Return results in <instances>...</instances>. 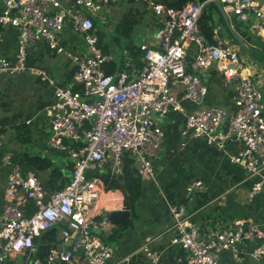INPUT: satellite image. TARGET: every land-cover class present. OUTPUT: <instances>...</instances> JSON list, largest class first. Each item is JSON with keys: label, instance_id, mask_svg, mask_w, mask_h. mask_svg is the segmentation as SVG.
Instances as JSON below:
<instances>
[{"label": "built area", "instance_id": "built-area-1", "mask_svg": "<svg viewBox=\"0 0 264 264\" xmlns=\"http://www.w3.org/2000/svg\"><path fill=\"white\" fill-rule=\"evenodd\" d=\"M1 1L0 26L16 29L17 39L14 53L0 56V75L28 70L53 86V98L44 109L50 144L66 151L73 164L68 183L49 192L35 173L12 161L13 153L6 149L0 131V163L10 169L0 212V264L124 263L126 257L112 261L113 251L103 240L111 221L96 206L103 189L95 173L109 171L121 176L124 154H128L140 177L152 176L153 159L165 137L155 116L164 117L171 111L183 115L181 136L203 139L244 169L251 179L250 200L262 191V93L256 74L245 73V62L236 45L221 40L209 43L199 32L203 7L212 0L188 1L179 9L152 0H135L145 2L159 17L158 26L149 39L143 37L138 43L141 66L127 69L131 55L125 49V68L113 73L105 71L113 56L100 47L94 20L100 18L105 23L102 9L127 0ZM218 1L236 20L249 24L250 31L264 33V2ZM37 44L66 56L74 68L68 84L57 85L45 69L27 65L30 50ZM193 48L196 52L191 57ZM212 66L224 84L233 87L231 110L209 105L187 111L183 101L198 103L206 93L198 72ZM230 142L239 146L235 153L227 150ZM205 190L201 180H193L186 187L192 197ZM171 214V243L184 251L177 258L181 264H219L221 251L235 249L241 256L264 257V218L261 222L231 220L201 236L197 221L191 220L184 205L172 206ZM51 228H56L58 240L40 255V241L35 239ZM247 244L252 245L248 250ZM139 251L146 264H160L161 256L150 241Z\"/></svg>", "mask_w": 264, "mask_h": 264}, {"label": "crops", "instance_id": "crops-1", "mask_svg": "<svg viewBox=\"0 0 264 264\" xmlns=\"http://www.w3.org/2000/svg\"><path fill=\"white\" fill-rule=\"evenodd\" d=\"M260 1L264 2V0ZM209 2L213 1H207L205 4ZM222 7L227 14L232 29L242 37L234 28L235 17L223 5ZM1 8L2 1L0 0ZM216 8L217 11L213 12V19L217 25L213 31V38L216 43L221 40L233 44L229 38L226 40L221 39L223 33L226 30H230L220 10L217 6ZM220 17L224 21L225 27L218 22ZM148 22H150V28H153V30L158 26L155 19H150ZM143 33L145 32L141 31L137 38L140 40L143 37L149 39V35L145 36ZM215 35H217V39ZM263 36L264 33L257 34L250 31L251 38L259 37L264 41ZM242 38L247 41L251 39ZM16 39V29L0 26V56H10L14 53ZM70 40L72 41V39ZM67 44L70 45L68 42ZM234 45L237 46L238 52L245 62V73H256V69H251L250 66L252 65L255 68L258 66L262 69L258 71L261 79L256 76L258 78L256 82L258 81L264 105V65H257L249 57L245 45L241 43ZM111 47L112 59H115L117 58L115 54L116 46L114 47L113 45ZM240 47H242V51H240ZM259 51L256 50L253 54L259 55ZM54 55H56L55 52L48 50L42 44H37L30 50V58L36 59V63L33 66L45 69L49 77L58 85L69 66L66 65L67 59L64 55L65 59L63 58L55 73L51 74L45 63L46 58L48 59ZM119 57L123 60V68H125L123 53ZM247 58L253 61L248 60L250 61L249 65H247ZM129 63L131 64L127 68L129 71H131V68H138L141 66V57L135 59L131 56ZM198 73L206 86V93L198 103L188 100L183 101L184 108L187 111H194L202 106L212 105L227 111L231 110L233 87L224 84L216 67L212 66L208 70L199 71ZM16 77V79L10 80V76L0 75V90L31 91L33 96H35V98L26 97L27 101L24 109L27 111L25 115H29L26 122L31 129V141L28 145L22 146L13 138V132L8 128L11 130L8 134V140L5 133H2L6 149L12 151L13 149L26 148L28 151L37 154L42 151L44 156H49L53 160L57 158L56 162L58 163L71 159L66 151L62 153L61 150L50 144V127L44 109L53 98V86L48 82V84L43 83L46 81L40 80L38 76L28 70ZM7 79L9 80L6 81ZM155 120L163 128L165 137L158 156L153 159V175L141 177V195L136 204L137 214L134 216L131 213L126 227L117 228L111 222V227L103 235L104 242L113 251V262L126 257L127 260L122 264H146L144 255L139 251V248L143 243L150 241L152 249L156 250L161 256L160 264H181L177 261V258L182 256V249L180 246L171 243L173 236V232L170 229L173 222L171 207L176 204L184 205L191 220L197 221L201 236H206L210 230L219 229L231 220H235V218L254 222H261L264 218V187L260 193L250 200L247 193L250 189L251 179H247L246 172L242 167L230 162L224 153L207 146L203 139L181 136L180 131L183 126L182 113L171 111L164 117L155 116ZM238 147L237 143L230 142L227 145V150L229 153H235ZM59 156H64V158L59 160ZM9 170V168L0 163V212L5 201V180ZM29 171L35 173L34 170ZM44 176L45 173H41L40 177H38L40 181ZM193 180L203 181L206 187L204 193L195 197L190 196L186 191L187 185ZM99 187L103 189L96 205L99 210L108 215L111 210L124 208V197L121 190L106 191L102 182L99 183ZM235 188L242 189L246 199L251 203L247 210L238 209V203L235 200V196H238L235 193ZM108 195H111V197H107ZM56 233V239L58 240V232ZM251 246V244H247L246 249L248 250ZM220 261V264H264V257L254 258L249 254L241 256L237 254L235 249L221 251ZM5 264L11 263L7 262Z\"/></svg>", "mask_w": 264, "mask_h": 264}, {"label": "trees", "instance_id": "trees-1", "mask_svg": "<svg viewBox=\"0 0 264 264\" xmlns=\"http://www.w3.org/2000/svg\"><path fill=\"white\" fill-rule=\"evenodd\" d=\"M135 0H127L125 2H132ZM155 3H161L166 7H171L175 9L182 8L188 1L195 0H152ZM204 1V0H199ZM124 2V1H121ZM143 3L144 6H147L145 2L136 1ZM148 8V7H147ZM146 8V13L148 18L155 19L158 23L159 17L154 15L149 9ZM217 11L216 5L213 2H209L205 4L203 7L201 16L198 21L199 32L207 39L209 43H216V40L213 38V31L215 26L217 25L213 19V12ZM142 21V16L139 14L137 10H134L132 7L126 9L120 16V19L114 26V32L116 33L110 41L106 42L103 46V40L108 37L106 31L102 28V24L98 21L94 20V27L96 29V33L99 39L100 47L104 52H111L113 44L116 46L119 45L120 38L125 37L124 49L129 50L130 55L138 59L141 57L142 52L139 49V41L140 39L135 37V33L133 30L139 26ZM225 27V23L220 17L219 21ZM234 28L235 30L244 38L250 39V30L249 24L240 22L234 19ZM100 27V28H99ZM100 29V30H99ZM227 36L230 39V42L233 44H239L238 41L233 37L230 31H227ZM108 43V44H107ZM48 49V48H47ZM49 50V49H48ZM51 51V50H50ZM258 54L263 55V52H258ZM117 58L112 59L107 66L105 67V71L107 73L116 72L119 69H122L123 60L116 56ZM253 57L264 61L263 57L253 54ZM36 63V59L30 58V53L27 60L28 66H33ZM69 66V63L66 64ZM74 73L73 67H68L63 77L60 79L58 85L63 86L70 82ZM40 79V77H38ZM41 80V79H40ZM78 89V87H75ZM50 103V102H49ZM48 103V104H49ZM20 114H12L9 117L0 118V131L5 133V131L10 128L13 129V138L18 141L22 146H26L31 141V129L29 124H27L26 120L29 115L23 116V119L19 120L18 117ZM13 157L12 161L19 165L24 171L34 170L35 174L40 177L41 173H45L44 178L41 180L44 188L52 192L54 190L60 189L65 186L69 179L70 173L72 171V160L67 159L66 162H56L49 156H44L37 153H32L28 151L26 148L13 149ZM1 158V151H0ZM98 175L102 182L104 190H115L119 189L123 193V205L126 209H128L134 216L137 214L136 204L141 195V177L137 174L136 167L134 165V161L132 158L128 156V154H124L123 158V174L121 176H114L108 172L102 173ZM56 228H51L41 234L39 237H36L35 241H40V255H43L45 250L49 248V246L55 242L56 240ZM182 255L184 251L182 250ZM221 261L219 262V264Z\"/></svg>", "mask_w": 264, "mask_h": 264}, {"label": "rangeland", "instance_id": "rangeland-1", "mask_svg": "<svg viewBox=\"0 0 264 264\" xmlns=\"http://www.w3.org/2000/svg\"><path fill=\"white\" fill-rule=\"evenodd\" d=\"M130 7H132L134 10H137L139 12V14L142 16L141 23L139 24V26L137 28H135L133 30V32L135 33V37L137 38L138 34L141 31L145 32V33H143L145 36L150 35L153 32V28H150V24H149L150 22H148V20H150V18H148L147 13H146L147 6H144L143 3L132 1V2H118L115 4H109V5H106L102 9V12H101V15L106 17V22L103 23L100 18L95 19L96 21H98L99 23L102 24L101 25L102 28L106 31V33L108 35V37H106L103 40V46L107 41L109 42L110 39L116 35V33L114 32V26L118 22V20L120 19L121 14L126 9H128ZM76 38L79 42L81 41L80 36H78V37L76 36ZM120 39L121 40L119 42V45L116 46L115 44H113L114 47L116 46L115 54L117 56H120V54L123 53L122 51L124 49L125 37H121ZM221 39L222 40L228 39L227 32L223 33ZM195 52H196L195 49H192L190 51V56L193 57ZM63 58L65 59L64 54H62V53L61 54L56 53V55H54L53 57H50L48 59L46 58L45 64H47V67H48L51 74L55 73V71L58 69V67L62 63ZM248 60L251 61V59L247 58V60H246L247 65H249V63H250V61H248ZM251 62H253V61H251ZM255 66H257V65H255ZM250 67H251V69H256V73L255 72L254 73L256 74V76L258 78H260V76H259L260 72H258V71L262 70V69L258 66H257V68H255V67H253V65ZM23 72H25V71H23ZM20 73H22V72H20ZM20 73H17L13 76H10V80L16 79L17 78L16 76L19 75ZM8 80L9 79H7L6 81H8ZM43 83H47V82H43ZM22 89H24V88L22 87ZM27 96L35 98V96H33L31 91L27 92V91L20 90L18 92V91H14V90L13 91L0 90V117H4V116L8 117L14 113L15 114L21 113V116L18 117V119L19 120L23 119V116H25V114L27 112L26 110H24L25 104L27 101V98H26ZM11 130L7 129L5 131V136H6L7 140H8V134L10 133V131L13 132V129H11ZM40 152H41L40 154L42 155L43 152L42 151H40ZM61 152L65 153L63 151H61ZM58 158H59V160H62L64 158V156H59ZM54 161H57V158H55ZM235 193L238 196V197L235 196V200L238 203V209L247 210L248 206L251 203H249V201L246 199V197L244 195V191L240 188L239 189L235 188ZM244 205H247V206H244Z\"/></svg>", "mask_w": 264, "mask_h": 264}, {"label": "water", "instance_id": "water-1", "mask_svg": "<svg viewBox=\"0 0 264 264\" xmlns=\"http://www.w3.org/2000/svg\"><path fill=\"white\" fill-rule=\"evenodd\" d=\"M214 2V4L218 7V9L220 10L223 19L228 27V29L230 30L231 34L233 35V37L242 45H245L247 47L248 53H249V57L257 64V65H264V61H260L256 58L253 57V53L256 50H260L262 52H264V41H262L261 38L259 37H254L251 38L249 41L243 39L242 37H240L237 33H235V31L232 29L227 14L225 13L222 4L218 1V0H212ZM240 51H242V47H240ZM130 215L131 212L124 208L121 209H117V210H111L108 212V217L109 220L117 227V228H122V227H126L129 223L130 220Z\"/></svg>", "mask_w": 264, "mask_h": 264}, {"label": "flooded vegetation", "instance_id": "flooded-vegetation-1", "mask_svg": "<svg viewBox=\"0 0 264 264\" xmlns=\"http://www.w3.org/2000/svg\"><path fill=\"white\" fill-rule=\"evenodd\" d=\"M263 55H264V52H263ZM263 55H260V54H259V56H261V57H263Z\"/></svg>", "mask_w": 264, "mask_h": 264}, {"label": "bare ground", "instance_id": "bare-ground-1", "mask_svg": "<svg viewBox=\"0 0 264 264\" xmlns=\"http://www.w3.org/2000/svg\"><path fill=\"white\" fill-rule=\"evenodd\" d=\"M107 197H111V195H108Z\"/></svg>", "mask_w": 264, "mask_h": 264}]
</instances>
